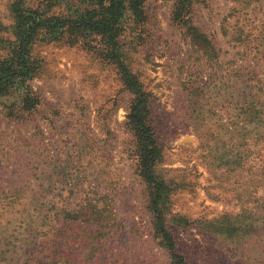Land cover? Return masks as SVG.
<instances>
[{
  "label": "rangeland",
  "instance_id": "374dc122",
  "mask_svg": "<svg viewBox=\"0 0 264 264\" xmlns=\"http://www.w3.org/2000/svg\"><path fill=\"white\" fill-rule=\"evenodd\" d=\"M12 1L0 0L6 37ZM173 4L148 0V20L128 34L131 68L151 94L161 169L176 183L168 228L189 264H264V141L247 151L251 125L234 104L237 63L264 64V0L194 2V23L221 50L213 60L174 21ZM33 51L43 66L31 81L38 107L16 117L9 110L20 104L18 93L0 100V258L11 250L0 264H169L126 125L133 95L117 69L64 41ZM195 86L203 89L198 97ZM88 202V216L66 218ZM177 213L191 223H177ZM222 214H251L257 227L234 238L207 229L203 221ZM31 220L37 233L29 232ZM35 234L45 244L58 239L53 258L45 246L29 256Z\"/></svg>",
  "mask_w": 264,
  "mask_h": 264
},
{
  "label": "trees",
  "instance_id": "16d2710c",
  "mask_svg": "<svg viewBox=\"0 0 264 264\" xmlns=\"http://www.w3.org/2000/svg\"><path fill=\"white\" fill-rule=\"evenodd\" d=\"M147 1L13 0L9 4L13 17L10 35H0V100L18 93L20 104L9 108V115L16 117L32 113L40 104V98L31 84L43 67L41 59L33 51L37 43L64 41L71 46L81 45L103 62L115 66L123 85L133 95L126 125L134 136L138 173L148 191V207L156 235L161 238L162 245L170 254L169 264H189L186 256L179 251L176 239L167 225L168 214H172L176 183L163 174L161 169L163 150L152 119L151 94L130 64L133 46L131 41H128V34L130 31L134 33L148 20L145 9ZM195 1L174 0L173 19L184 29L185 35L197 51L209 60L219 58L221 50L193 21ZM1 28L7 30L4 26ZM242 57L244 58L245 54ZM249 63H237L234 104L239 120L251 125L250 145L253 149L247 151L253 155L256 153L254 149L258 142L264 141V64L261 65L258 61ZM257 70H260V75ZM190 89L196 97L203 92L200 86ZM239 147L238 144L233 161L236 169L244 165L245 156ZM90 205L91 202H88L74 213L67 212L66 218L72 221L83 219L90 211L89 208H84ZM261 214L264 225V211ZM174 217L177 223H191L187 216L179 213ZM235 217L222 214L203 223L207 229L228 238L251 233L257 227L252 220L255 216L251 214L246 215L247 219ZM259 219L260 216L255 218L257 221ZM32 222L31 220L27 224L31 226ZM31 227L29 232H38V227ZM45 243L39 241L38 234L31 236L26 246L31 247L28 250L29 256L41 253L42 250L38 247L45 246L44 249L49 250V255L53 258L54 253L58 252L55 246H58V239L53 238L48 244ZM9 251L11 250L1 251L0 262L7 260ZM42 260L43 258L38 259L37 264H42Z\"/></svg>",
  "mask_w": 264,
  "mask_h": 264
}]
</instances>
